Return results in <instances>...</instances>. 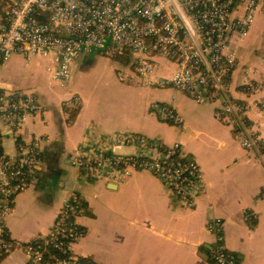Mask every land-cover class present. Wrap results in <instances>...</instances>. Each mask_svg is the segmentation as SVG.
Returning a JSON list of instances; mask_svg holds the SVG:
<instances>
[{"label":"crops","instance_id":"obj_1","mask_svg":"<svg viewBox=\"0 0 264 264\" xmlns=\"http://www.w3.org/2000/svg\"><path fill=\"white\" fill-rule=\"evenodd\" d=\"M264 16L249 34L234 42L239 59L231 77V93L251 103L249 116L264 141ZM104 52L81 55L65 83L51 77L53 56L21 54L0 59V88L31 93L45 110L28 115L22 135L47 137L42 165L30 188L15 199L7 226L11 236L25 243L49 232L64 199L72 191L83 196L80 218L86 229L76 252L97 264H214V237L207 223L224 221L226 245L243 264H264V161L245 149L228 123L215 115L220 103H197L174 87H151L137 79L123 81L127 62ZM155 74L170 77L177 65L159 57ZM253 87L249 88V84ZM80 98V104L70 105ZM153 102L172 104L184 117L183 127L164 120ZM76 108V109H75ZM3 147L12 153L16 142L0 119ZM133 132L165 144L178 142L182 152L201 167L198 203L184 207L151 172L136 170L123 176L101 170L81 179L73 160L92 153L99 137ZM119 154L158 156L139 145L111 142ZM23 249L6 255L0 264H28ZM46 264H51L48 262Z\"/></svg>","mask_w":264,"mask_h":264},{"label":"built area","instance_id":"obj_2","mask_svg":"<svg viewBox=\"0 0 264 264\" xmlns=\"http://www.w3.org/2000/svg\"><path fill=\"white\" fill-rule=\"evenodd\" d=\"M260 15L264 16V0H0V59L16 54L53 56L51 77L65 83L81 55L103 51L116 56L127 51L130 70L120 71L121 80L171 86L197 103H220L216 117L232 126L242 146L264 161V141L249 116L251 103L231 93V77L239 59L234 42L249 34ZM261 36L264 43V27ZM159 57L177 65L170 77L156 76ZM69 103L78 106L80 98ZM260 103L264 111V101ZM151 107L164 120L183 127L184 117L172 104L153 102ZM44 110L36 95L0 88V119L16 142L14 152L6 151L0 132V262L12 251L23 249L28 264H97L75 250L86 233L80 221L84 199L78 191L64 199L45 237L25 243L8 230L15 199L37 179L42 147L49 140L42 136L27 139L22 128L28 115ZM111 142L151 148L159 155L115 153ZM92 147V153L73 160L81 179L101 170H116L123 176L148 171L184 207L197 206L201 167L184 155L178 142L168 145L126 132L99 137ZM207 228L214 237L210 247L213 263L243 264L226 245L223 219H210Z\"/></svg>","mask_w":264,"mask_h":264},{"label":"trees","instance_id":"obj_3","mask_svg":"<svg viewBox=\"0 0 264 264\" xmlns=\"http://www.w3.org/2000/svg\"><path fill=\"white\" fill-rule=\"evenodd\" d=\"M101 52H103V51H101ZM103 54H106L105 52L103 53ZM114 58H119V60H121V61H123V62H125V59H126V61H127V63L130 61V57H129V55H125V54H117L116 56H113ZM88 261H90V262H94V261H92L90 258H86ZM94 263H96V262H94Z\"/></svg>","mask_w":264,"mask_h":264},{"label":"rangeland","instance_id":"obj_4","mask_svg":"<svg viewBox=\"0 0 264 264\" xmlns=\"http://www.w3.org/2000/svg\"><path fill=\"white\" fill-rule=\"evenodd\" d=\"M127 53H128V52H127V51H125V52H122V53H120V54H125V55H127ZM125 62H127V61H126V59H125ZM70 105H73V104H72V103H70ZM75 109H76V108H75Z\"/></svg>","mask_w":264,"mask_h":264}]
</instances>
